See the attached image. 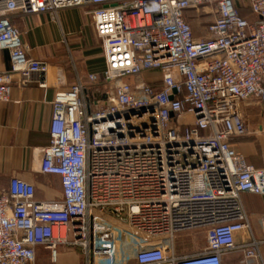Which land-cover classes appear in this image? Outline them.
<instances>
[{"label":"built area","instance_id":"obj_1","mask_svg":"<svg viewBox=\"0 0 264 264\" xmlns=\"http://www.w3.org/2000/svg\"><path fill=\"white\" fill-rule=\"evenodd\" d=\"M73 8L92 17L106 69L55 95L40 172L60 178L61 198L37 201L19 177L0 188V264H59L64 247L85 264L261 260L264 241L238 236L251 230L243 195L264 196V170L231 141L250 134L246 109L264 108V0H0L11 64L0 105L49 72L13 17L58 21ZM204 17L197 37L192 21ZM199 231L206 246L179 256L175 240Z\"/></svg>","mask_w":264,"mask_h":264},{"label":"crops","instance_id":"obj_2","mask_svg":"<svg viewBox=\"0 0 264 264\" xmlns=\"http://www.w3.org/2000/svg\"><path fill=\"white\" fill-rule=\"evenodd\" d=\"M58 19L54 21L51 14L13 17L29 47V57L46 62L49 72L45 79L32 74L25 86L14 85L11 101L0 105V188H6L11 178L19 177L34 185L36 200L40 202L62 196L60 178L40 172L42 151L50 143L55 95L68 90L79 79L86 81L90 74H102L106 69L103 47L86 10H63ZM10 65L9 53L1 52L0 72L9 70ZM153 78L152 74H145L142 79L151 82ZM43 81L46 89L40 87ZM253 107L246 109L250 134L232 140L231 147L249 165L264 170V132H259L264 108ZM243 202L251 230L238 236L239 244L252 239L264 241V196L247 193ZM62 249L66 252V248ZM260 252L262 259L250 260L248 264L264 263V242ZM193 253L179 252V256ZM73 257L69 254L72 261ZM242 261L243 255L236 253L226 257L224 264H242Z\"/></svg>","mask_w":264,"mask_h":264},{"label":"rangeland","instance_id":"obj_3","mask_svg":"<svg viewBox=\"0 0 264 264\" xmlns=\"http://www.w3.org/2000/svg\"><path fill=\"white\" fill-rule=\"evenodd\" d=\"M212 20L213 19L209 17H204L202 21H193L192 27L195 36L200 37L204 33V26ZM160 79H161V75H157L156 80L159 81ZM253 106L255 110H258L260 108V106L257 104H254ZM168 245H170V242H168ZM175 246H176V252L178 254L179 252L180 253L198 252L206 246L205 233L199 231V232L181 235L175 240ZM65 250L66 252L63 251L62 248H59V253H60L59 264H85L84 255L80 252V250L75 248H66ZM69 254H73L74 256L73 261L69 258Z\"/></svg>","mask_w":264,"mask_h":264}]
</instances>
